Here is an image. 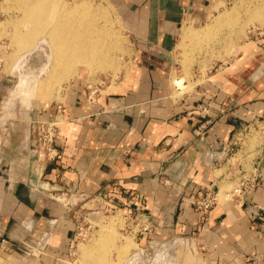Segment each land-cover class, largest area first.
<instances>
[{
	"label": "crops",
	"instance_id": "1",
	"mask_svg": "<svg viewBox=\"0 0 264 264\" xmlns=\"http://www.w3.org/2000/svg\"><path fill=\"white\" fill-rule=\"evenodd\" d=\"M236 1L103 0L132 45L114 89L73 72L58 100L45 104L36 92L20 109L6 102L0 264H72L84 198L148 221L139 246L175 245V255L164 262L161 254L155 264H264V186L248 201L206 213L193 206L201 188L231 186L240 162L223 150L248 124L257 126L264 170V35L192 91L178 97L172 83L184 29L203 27ZM8 82L0 80V91ZM56 117L58 157L41 162L38 123Z\"/></svg>",
	"mask_w": 264,
	"mask_h": 264
},
{
	"label": "rangeland",
	"instance_id": "2",
	"mask_svg": "<svg viewBox=\"0 0 264 264\" xmlns=\"http://www.w3.org/2000/svg\"><path fill=\"white\" fill-rule=\"evenodd\" d=\"M56 1L59 5L64 7L68 5L70 8L85 2L90 4L91 7L93 6L94 10L90 16H95L96 25L111 34V36L109 35L111 41L110 39L109 41L114 45V48L109 49L107 52L109 55L105 54L108 58L104 57L103 61L109 59V63L112 62V64L108 67L107 65L100 67L97 64L92 66L88 63H66L63 66L55 67L53 56L51 73L54 71L53 75L56 77H54L55 80L52 78L51 87L43 83L46 78L42 77L45 75L44 73L36 76L35 82L25 88L21 83L25 76L21 77L20 75H25L24 72L26 71L22 66H19V63L22 61V57L35 50L38 43L43 42L44 39L39 37L29 49H17V44L12 40L16 30L13 23H16L22 16V11L18 6V0H1L0 80L9 78L11 82L5 84V91H0V110H3L2 108H4L6 102L10 101H15L18 105L17 108L20 109L27 101L29 103L36 92L43 99L45 98V104L49 103V100L60 99L64 84L71 79L73 72H76V74L83 72L91 78L92 84L98 85L97 88L108 89L109 91L114 89L121 79L120 76L126 71L127 55L132 49V45L130 40L124 37L125 33L120 28L116 11L103 0ZM226 12L234 14V17L231 18V14L223 12L224 15L221 13L222 15H218L212 22L203 27L197 29L187 27L184 29V31H190L192 37L191 39L190 37L189 39L185 38L183 31V35L179 39L172 79L173 77L176 78L175 76L177 78H183L184 76L185 79H183L187 81L188 85L184 88L185 91L184 89L181 91L175 90L178 97L192 91L196 82L211 77L214 73L231 65L235 59L238 60L243 57L242 52L245 44L253 37L264 35V0H237L232 9ZM223 17L226 18L225 23ZM228 17H230V20H228ZM221 23L224 26L219 25ZM210 25L212 26L210 27ZM201 33L204 35L203 39L199 38L201 35L195 38L197 40L193 38ZM37 59L40 63V58L37 57ZM110 66H112L111 69ZM106 67L108 69H105ZM29 80H32V78H29ZM45 87L50 90L48 92H53V94L48 93V95H45L47 94ZM229 187L223 186L222 189L226 190ZM79 204L84 207L83 213L78 214L82 234L74 249L72 264H148V262L154 264L156 263L155 259L160 262L161 254L166 259H164L165 262L169 257L176 254L175 247L172 245L167 247L163 245V241H159L160 244H152L153 246L149 242L145 246L138 245V238L140 237L138 234L142 231L143 224L148 223L145 219L138 218V220H135L134 215L123 214L121 211H115V209H106L99 205L98 200L92 198H84L79 201ZM137 222L139 223L138 226L136 225ZM100 255L104 256L101 257ZM105 255L108 257L106 258ZM100 257L101 259L105 258V262H102Z\"/></svg>",
	"mask_w": 264,
	"mask_h": 264
},
{
	"label": "bare ground",
	"instance_id": "3",
	"mask_svg": "<svg viewBox=\"0 0 264 264\" xmlns=\"http://www.w3.org/2000/svg\"><path fill=\"white\" fill-rule=\"evenodd\" d=\"M18 6L22 11V16L18 19L16 23L15 22L13 23L14 26L16 27L15 28L16 30H15V35L12 39L13 42L17 44L18 46L17 49H21V50L29 49L35 44V41L39 37L44 39L42 40L43 42L38 43L35 50L27 53L24 57H22L21 59L22 61L19 63L20 64L19 66H22V68L26 71V72L23 71L25 75H20L21 77L25 76V78L21 80V83L23 86H25V88H27V86L35 82L36 76L44 73L45 75L42 77H46V78L44 79L43 83H45L46 86L51 87L50 84L52 78L54 79V77H56L53 75L54 71L51 73V69H52L51 65L53 63V60L55 67L63 66L66 63L67 64L88 63L92 66H94V64H97L100 67L102 65L104 67L105 65H107L108 67V65L112 64V62L109 63V59L108 60L105 59L106 61H103L104 57L105 58L107 57L105 54L109 51V49L114 48V45H112V43L110 42L111 34L108 33V31L100 28L99 25H96V17L90 16L92 11L94 10V8H92L93 6L91 7L90 4H87L85 2L77 6H73V7L71 6L70 8L68 7V5L67 7L66 6L64 7L63 5L62 6L59 5L56 0H18ZM225 13L227 12L225 11ZM222 14L224 15V13ZM227 14H231V13H227ZM233 15L234 14H231V18L234 17ZM225 19L226 18H224V23H225ZM228 20H230V17H228ZM219 25L224 26V24L222 23ZM211 26L212 25H210V27ZM203 34L202 33L197 34V36L196 37L194 36L193 38L195 39L200 35L201 36L199 38H202L204 37ZM184 37L188 39L190 37L191 39L192 37L191 32L185 30ZM46 42L48 44H45ZM46 49H50L51 54L47 55L48 60L45 63L40 64L37 58L30 59L29 55H31L32 53H35L36 51L45 52ZM107 54L109 55V53ZM28 57H29V61H27ZM110 58L112 57L110 56ZM107 67L105 69H108ZM111 68L112 66H110V69ZM175 77L176 78L173 77L174 80L172 79V83L175 86V90H179V91L183 90L188 85L187 81L184 80L185 79L184 76H183L184 79L181 77L177 78V76ZM29 78H32V80H29ZM46 89H47L46 90L47 94L45 95H48V93H50L48 91L50 90H48V88ZM50 94H53V92ZM103 256L104 255H102L101 257ZM102 259L101 261L105 262V258L103 260Z\"/></svg>",
	"mask_w": 264,
	"mask_h": 264
},
{
	"label": "built area",
	"instance_id": "4",
	"mask_svg": "<svg viewBox=\"0 0 264 264\" xmlns=\"http://www.w3.org/2000/svg\"><path fill=\"white\" fill-rule=\"evenodd\" d=\"M94 93L95 91L91 95H94ZM59 129L60 121L57 117L52 121H39L34 147L35 156L39 161L50 162L57 159L56 138ZM254 129L256 130L257 126L246 125L238 136L232 142H229L223 150L229 157L238 155L237 159L240 162L236 177L229 189L223 190L215 183L201 188L198 191V197L193 201L195 210L206 213L220 204L248 201L259 188L264 186V170L259 167L256 160L258 137L254 134ZM261 130H263V127ZM138 218V216L134 217L135 220H138ZM136 225L138 226L139 223L137 222ZM149 227V223L143 224L142 231H147ZM80 229L79 223L77 242L82 234ZM38 251L40 249L27 250L30 255L36 254Z\"/></svg>",
	"mask_w": 264,
	"mask_h": 264
},
{
	"label": "water",
	"instance_id": "5",
	"mask_svg": "<svg viewBox=\"0 0 264 264\" xmlns=\"http://www.w3.org/2000/svg\"><path fill=\"white\" fill-rule=\"evenodd\" d=\"M48 54H51V50L50 49H46L45 52L44 51H36L35 53H32L31 55H29V57H30V59L38 57V58H40V64H43V63H45L48 60V57H47ZM29 57H28L27 61H29Z\"/></svg>",
	"mask_w": 264,
	"mask_h": 264
}]
</instances>
